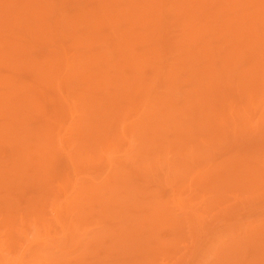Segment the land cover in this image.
Masks as SVG:
<instances>
[{
	"label": "rangeland",
	"instance_id": "1",
	"mask_svg": "<svg viewBox=\"0 0 264 264\" xmlns=\"http://www.w3.org/2000/svg\"><path fill=\"white\" fill-rule=\"evenodd\" d=\"M0 264H264V0H0Z\"/></svg>",
	"mask_w": 264,
	"mask_h": 264
}]
</instances>
